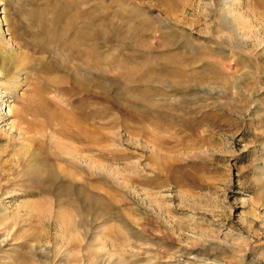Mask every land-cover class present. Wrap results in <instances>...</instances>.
Returning <instances> with one entry per match:
<instances>
[{"label": "rangeland", "instance_id": "1", "mask_svg": "<svg viewBox=\"0 0 264 264\" xmlns=\"http://www.w3.org/2000/svg\"><path fill=\"white\" fill-rule=\"evenodd\" d=\"M0 264H264V0H0Z\"/></svg>", "mask_w": 264, "mask_h": 264}, {"label": "bare ground", "instance_id": "2", "mask_svg": "<svg viewBox=\"0 0 264 264\" xmlns=\"http://www.w3.org/2000/svg\"><path fill=\"white\" fill-rule=\"evenodd\" d=\"M232 39V38H231ZM136 66V65H135ZM137 66H139V65H137ZM137 66L136 67H132L131 69H129L128 70V73H131V72H133V70L134 69H136L137 68ZM138 69V68H137ZM139 70V69H138ZM140 72V71H139ZM138 72V73H139ZM73 122V121H72ZM86 128V127H85ZM175 129V128H174ZM172 138V137H171ZM77 139V138H76ZM150 140L153 142V143H156V142H159V138L158 137H156V136H152V137H150ZM161 141V140H160ZM152 146V145H151ZM154 148H155V146H154ZM157 150V149H156ZM165 157V156H164ZM159 158V157H158ZM154 159V158H153ZM155 161V160H154ZM158 161H159V159H158ZM166 161V160H165ZM160 162V161H159ZM167 162V161H166ZM45 172H47V170L45 171ZM42 174V173H41ZM42 176H44V175H42ZM46 176L48 177V178H52L53 179V176L54 175H52L50 172H49V169H48V172L46 173ZM41 177V176H40Z\"/></svg>", "mask_w": 264, "mask_h": 264}]
</instances>
